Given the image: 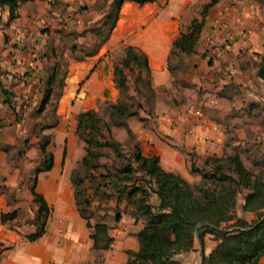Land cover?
<instances>
[{"label": "crops", "instance_id": "crops-1", "mask_svg": "<svg viewBox=\"0 0 264 264\" xmlns=\"http://www.w3.org/2000/svg\"><path fill=\"white\" fill-rule=\"evenodd\" d=\"M56 1L62 3L60 9L54 4ZM94 1L25 0L18 5L17 15L14 18H9V10L6 6L0 8V77L6 91V93L0 92V128L6 129L8 122L14 119L11 110L13 94L17 92L20 97V92L31 93L34 88L36 70L30 71V69H36L42 59L40 48L43 46H41L40 37L43 33L39 28H44L49 26V23H56L59 20L64 23L68 14L78 15L81 11L77 9L78 3L88 2L91 5ZM191 1L155 0L143 4L125 1L119 10L115 26L98 51L88 55L87 60H84L82 64H76V62L72 64V80L77 79L79 82L88 72L90 80L85 83L86 89H93V86L94 89L99 90L109 87L113 89V71L109 72L108 76H104L95 66L99 64L102 57L114 58L110 54L114 48L130 45L145 53L151 70L152 84L155 87L168 84L171 72L167 66V59L173 41L181 31H185L188 27L190 20L185 18ZM263 5L264 0H220L213 5L206 16L199 38L201 43L208 44L209 51L194 54L189 65L190 71L197 73L192 79L200 84H209L210 88L217 90L219 94L229 92L228 98L232 100L231 104L229 103L230 107L232 104L233 106L239 105V109L246 113L253 105H257L256 100H250L245 106L241 99L236 102V93L242 94L249 90L254 92L256 82L259 80L264 82L257 75L258 57L254 53L264 48ZM253 12L259 15H253ZM243 27L246 29L245 32L241 29ZM224 40L228 45L221 49L222 46L217 44ZM31 46L37 47L38 56L36 52L32 53L34 50ZM208 59H211V62ZM208 72L209 74H201ZM100 75H103V78H100ZM205 77H208V80H205ZM72 83L74 81H71ZM68 97L67 94L62 99L60 107H66ZM225 99L219 96L213 97L210 101L200 100L197 104H188L187 110L182 112L180 108L177 114H159L156 122L157 132L148 133L146 130L136 128L138 133L136 139L142 153L157 155L162 168L178 172L191 181L193 178L188 150H193L200 156L221 152L222 129L217 123V117H213V114L223 113L220 106L223 108L221 103ZM242 103L243 106H241ZM75 104L80 105L81 102ZM194 108L197 109L196 113ZM165 133L170 135L176 144L181 145L182 150L164 142L162 137ZM8 143L11 142L8 141ZM71 143H73V138L67 141L68 149ZM60 169L61 154L60 150H56L54 151V164L48 170L51 172V180L39 183L40 187L49 191V198L56 204L54 210L56 219L52 222L54 228L36 239L29 237V234L35 231L31 229V232L26 235L27 238L21 233L24 230L14 222L11 227L7 222L1 221L3 212H8L11 207H22L23 200L20 198L24 184L20 186L19 171L10 162L8 152L0 144V264H86L94 260L95 248L90 237L91 230L88 229L86 220L80 216L77 206L74 207L72 204L65 180L57 182L56 176ZM68 170L69 167L63 169L64 178L68 176L66 174ZM36 190L39 191L37 186ZM27 192L28 196L31 195L29 187L22 194L27 196ZM13 194L19 198L11 202L10 198ZM152 197L154 199L152 201L155 202L156 196L152 195ZM242 203L240 198L235 208L236 214L248 220L252 219L254 214L250 211L244 212ZM131 209L132 207L128 206L127 209L118 211L120 218L116 220L113 218L114 227L111 228L108 224L113 242L111 247L100 249L103 251V264H128V251L138 250L137 232L143 227V219L133 216L130 213ZM215 241L213 233L208 232L204 235L202 246L205 255L216 245ZM197 245L199 247L198 264H200L201 247L198 240L194 250L179 253L176 257L184 264H189L182 257L196 251ZM257 264H264V254Z\"/></svg>", "mask_w": 264, "mask_h": 264}, {"label": "rangeland", "instance_id": "rangeland-1", "mask_svg": "<svg viewBox=\"0 0 264 264\" xmlns=\"http://www.w3.org/2000/svg\"><path fill=\"white\" fill-rule=\"evenodd\" d=\"M207 1H191L185 18L190 20L189 24L193 19L201 18L202 8ZM111 2L112 0H95L91 5L88 2H80L77 9L81 11L78 12V15L70 13L64 19H67L64 23L59 20L54 22V26V23H49V26L39 28L43 33V36L40 37L43 47L40 48L42 59L39 65L36 69H30V71L36 70L34 88L31 93L20 92V97L15 92L13 94L15 98L13 96L11 98L14 119L12 122H8L6 129L0 128V144L8 152L10 162L18 169L21 178L20 186L24 184V189L21 187L23 189L20 198L23 200L22 207H11L8 212L15 210L16 217L6 222L10 226L14 222L21 227L24 230L21 233L25 236L31 232V229L36 230V227L42 226L45 217H47L43 226L45 232L51 231L50 229L54 228L52 222L56 219L54 211L56 204L49 198V191L40 187L39 184L40 181L49 182L52 178L51 172L48 170L37 174L35 172L42 159L40 143L46 139H48L47 148L50 151L54 153V151L60 150L61 169L56 180L58 183L65 180L64 183L74 207L76 205L71 174L73 170H77L75 176L78 182L81 181L80 184L84 187L85 196L89 202L81 208L89 216L90 222H106L110 224L111 228L114 227V215L117 211L127 209V202L125 194L120 200L118 199L116 189L110 187V180H115V170L126 162L123 158L124 155L133 151L132 145L138 135L136 128L146 130L148 133L157 132L156 122L159 114H177L181 109L182 112L187 110L188 104H197V101L200 100L210 101L213 97L218 96L224 97L226 99L223 102L221 100L223 108L220 106L223 113L213 114V117H217V123L222 129L221 152L214 154L227 155L238 152L244 162L250 166L254 160H261L264 154V82L262 80L256 82L255 93L252 90L244 91L242 94L235 92L236 102L241 99L245 106L250 100H256L257 105H253L249 112L246 113L239 109V105L233 106L232 104L230 107L232 100L228 98L229 92L219 94L217 90H212L209 84H200L192 79L194 75H197L196 72L190 71L189 66L194 54L209 51L208 44H203L199 40L195 52L192 53H185L172 47L167 59V66L171 72L170 81L168 84L156 87L153 85V91H149L150 74L140 62L133 59L129 65L123 64L127 51L124 46L116 47L110 52L114 58L102 57L99 64L95 66L104 76H108L109 72L113 71V89L109 87L99 90L94 89V86L93 89H86L85 83L90 80L88 72L79 82L77 79L72 80V64L75 62L82 64L84 60H87L88 56H83L84 51L92 49L105 33L110 19L106 23H104V19L114 14ZM54 4L58 9L62 7L60 1H56ZM252 14L256 15L257 13L253 12ZM241 29L243 32L246 31L244 27ZM241 34L244 35L242 32ZM217 45H221V49H223L228 43L224 40ZM32 49L34 50L32 53H35L37 47L33 46ZM254 53L257 54L259 60V55L264 53V48L254 51ZM36 56H38V52H36ZM80 56L83 57L80 58ZM208 60L211 62V59ZM116 65L121 67L126 75V81L121 84V87L115 80L114 68ZM201 74L205 75L209 72ZM99 77L103 78V75ZM205 80H208V77H205ZM71 81L74 83L71 84ZM96 86L98 85L96 84ZM48 87L51 89V94L46 104L41 108V101ZM67 94L69 97L65 103L66 107H60L62 99ZM78 102L81 104H75ZM115 103H118L121 110L113 107ZM88 109H95L96 114L109 123L112 136L122 143L120 150L117 151L109 146L96 148L94 150L96 161L105 165L98 164L90 169L81 165L82 158L86 154V143L77 131V115ZM194 112H197L196 108H194ZM127 128L132 130L135 140L130 138ZM103 132L107 134V131ZM166 134L162 137L164 142L182 150L181 145L176 144L172 137ZM70 138H73V143L68 149L67 141ZM208 155L212 154L200 156L195 151L188 150L190 164L194 162L198 168L202 166L203 159ZM65 167H69V170L66 173L68 176L64 178L62 172ZM35 175L36 186L39 192L45 198L47 197L46 200L50 205L47 215L43 212L40 218L37 213L38 204L33 200L32 194L29 196L28 192L27 196L22 194L23 191L28 190V187L30 188ZM192 178L191 181H197L200 179V174L193 172ZM18 198L13 194L10 201L13 202ZM150 200H154L153 197H150ZM182 259L189 264H198L199 247L193 253L183 255ZM102 260L103 251L94 249V260L92 263L86 264H103Z\"/></svg>", "mask_w": 264, "mask_h": 264}, {"label": "trees", "instance_id": "trees-1", "mask_svg": "<svg viewBox=\"0 0 264 264\" xmlns=\"http://www.w3.org/2000/svg\"><path fill=\"white\" fill-rule=\"evenodd\" d=\"M22 1L25 0H0V8L6 6L9 18H14ZM125 1L143 4L155 0H112L114 14L104 19V23L109 19L110 23L102 39L92 49L84 51L83 56L94 54L108 38ZM218 1L220 0H208L204 4L201 18L193 19L187 29L181 31L172 43L173 48L185 53L195 52L206 16ZM126 48L123 64L129 65L133 59L140 62L150 74L149 91H153L151 70L145 53L130 45ZM259 56L256 62L257 75L264 80V53ZM114 73L115 80L121 87L126 81V75L117 65ZM0 92L6 93L1 77ZM50 94L51 89L48 87L41 101V108L48 101ZM113 107L120 108L118 103L113 104ZM77 131L86 143V154L81 161V165L86 169L101 164L95 158L96 148L109 146L117 151L122 146V143L112 136L109 123L98 116L95 109L84 110L77 115ZM127 132L130 138L135 140L132 130L127 128ZM47 144L48 139L40 143L42 159L35 170L36 174L51 169L54 164V153L47 148ZM132 146L133 151L123 157L126 162L115 170V180H110V187L116 189L118 199L125 194L127 207H132L130 213L143 219V227L137 232L139 248L137 251H128V264H184L176 255L195 249L197 224L202 244L204 235L208 232L215 235L217 242L213 249L204 255L202 264H257L264 254V154L261 160H254L251 166L244 162L238 152L208 155L203 159L201 167L198 168L194 162L190 164V171L199 173L200 179L189 181L178 172L162 168L158 156L144 155L137 140ZM77 172L72 171L71 181L78 212L91 230L93 247L107 249L113 242L109 225L101 221L90 222L89 216L81 208L89 202L81 181L78 182L75 176ZM36 181L35 175L30 190L33 200L38 204L37 213L40 218L43 212L47 215L50 205L44 195L36 190ZM152 195L156 196L155 202L150 200ZM239 198L243 202V211L254 214L252 219L248 220L236 214L235 208ZM15 216V210L3 212L1 221L6 222ZM46 218L42 226L36 227V230L29 234L31 239H36L45 232L43 226ZM119 218L120 213L117 211L114 219Z\"/></svg>", "mask_w": 264, "mask_h": 264}, {"label": "water", "instance_id": "water-1", "mask_svg": "<svg viewBox=\"0 0 264 264\" xmlns=\"http://www.w3.org/2000/svg\"><path fill=\"white\" fill-rule=\"evenodd\" d=\"M198 227H199V224H197L195 226V235H196V239L198 240L199 244H200V247H201V259H200V264L203 263V260H204V249H203V246H202V242H201V239H200V234H199V231H198Z\"/></svg>", "mask_w": 264, "mask_h": 264}]
</instances>
